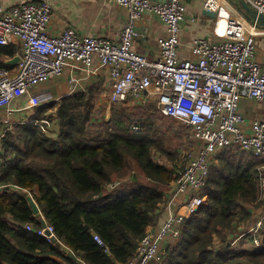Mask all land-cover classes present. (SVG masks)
Here are the masks:
<instances>
[{"label":"trees","instance_id":"obj_1","mask_svg":"<svg viewBox=\"0 0 264 264\" xmlns=\"http://www.w3.org/2000/svg\"><path fill=\"white\" fill-rule=\"evenodd\" d=\"M12 53L0 45V67L11 68L3 58ZM101 84L92 82L51 104L57 106L49 118L54 121H48L53 134L45 132L48 125L34 121L16 124L2 136L0 264H120L133 256L147 227L157 225L163 216L160 203L168 197L173 170L155 162L151 149L164 153L170 162L173 157L153 137L152 125L143 117L127 121L130 115L115 108L110 121L91 119ZM128 101L119 103L127 108ZM45 109L39 108L34 119H42L39 113ZM216 158L218 164L210 167L202 189L207 202L184 221L164 264H264V220L261 245L255 250L232 249L226 239L219 250L212 245L214 233L232 227L237 210L248 217L243 206L257 200V167L264 158L237 147L225 148ZM130 162L137 178L107 189ZM25 190L71 253L36 233L40 223Z\"/></svg>","mask_w":264,"mask_h":264},{"label":"built area","instance_id":"obj_2","mask_svg":"<svg viewBox=\"0 0 264 264\" xmlns=\"http://www.w3.org/2000/svg\"><path fill=\"white\" fill-rule=\"evenodd\" d=\"M244 1L252 9L250 19L222 18L220 37L195 40L191 55L184 59L178 55V32L186 17L182 0H115L127 12L115 41L80 35L71 27L49 34L52 5L46 1H21L10 9L0 5V45L20 42L15 70L0 67V112L9 115L11 102L24 95L27 102L17 110L41 105L40 95L33 94L34 90L65 70L69 71L64 93L67 96L77 88L83 89L84 80L105 68L109 104L126 100L142 104L150 99L163 116L187 124L193 139L200 143L173 173L162 206V223L146 229L133 256L120 264H164L166 249L177 243L184 221L207 202L202 189L219 152L237 147L248 155L264 158V67L257 60L255 42L257 26L264 17V0ZM218 8V0H204L205 10L215 12ZM146 13L157 17L167 30L166 36L156 40V57L133 48L138 35L136 23ZM43 95L46 97V93ZM250 103L259 108L254 106L253 116L247 118L243 109ZM261 171L260 187L264 190V166ZM116 185L111 183L107 189ZM45 223L36 233L52 242L56 235ZM25 228L32 229L29 224ZM93 239L104 246L97 234ZM165 240L168 244L163 245ZM56 242L65 254L71 253L57 237ZM252 242L259 246L257 237Z\"/></svg>","mask_w":264,"mask_h":264},{"label":"crops","instance_id":"obj_3","mask_svg":"<svg viewBox=\"0 0 264 264\" xmlns=\"http://www.w3.org/2000/svg\"><path fill=\"white\" fill-rule=\"evenodd\" d=\"M21 1H46L52 5V16L47 27L48 33L51 35L60 33V31L64 28L71 27L80 35L103 37L115 41L119 37L127 16L125 9L119 6L115 0H0V5L4 9H10L12 6ZM182 1L186 7V17L181 23L178 32V55L182 59L191 55L190 47L195 40L199 38L217 40L220 37V24L222 22V18L232 16L241 17L246 20L250 19L252 15V9L244 0H218L219 8L215 12L213 11L215 13L214 17L208 16L204 12V0ZM240 2H244L248 6L249 10L246 11ZM216 21L218 23H216ZM136 28L138 35L134 38L133 48L137 52L143 53L148 57H156L158 54L156 40L158 37L167 35L166 26L154 15L146 13L138 20ZM257 31L258 34L255 38L256 57L259 63L264 67V26L258 25ZM5 46H7L8 49H11L13 53L12 56H4V63L9 59L18 56L20 52V42L19 40H14L13 43ZM15 65H9L11 68L8 69L15 70ZM74 74L79 75L81 73L75 72ZM68 78L69 71L65 70L61 76L38 87L34 90L33 94L40 95V100L43 99L41 104L46 103L49 99H53V95L56 94L57 96H60L58 91L63 90V84L68 88ZM96 81H102L103 85L109 86V76L105 68L99 69L94 75L84 80L82 82V88ZM45 93L46 97L43 95ZM26 102V95L14 99L10 104L12 112L9 115H6L3 111H1L0 119L6 117L8 118L7 121L15 120L19 123H28L29 121L20 120H26L33 112L31 111L30 113V110L28 109L17 110L19 106L25 105ZM248 105L249 106H245L246 108L243 110L245 116L247 118H251L253 116L252 110L254 109V106L257 108H259V106L254 105L253 103ZM11 122L12 121H10V123ZM198 144L200 145V143ZM182 198L180 200H182ZM161 209L163 211V216L159 218L158 223H160L165 215V208L162 207ZM263 217L264 215L256 220L254 217V223L256 224H252V226L255 227L258 225L260 221L263 220ZM252 226L247 228V230H244V232H241L242 235L239 237L236 235L230 243V248L235 250H250V244L247 243V240L245 239V241L243 237L245 234L251 237L253 236L250 231ZM240 227L241 224L237 229L239 230ZM213 242L214 247L218 248L219 242L216 239H214ZM162 244L166 245L168 244V241L165 240ZM175 245L176 244L174 243L172 245L170 244V247H167L172 248Z\"/></svg>","mask_w":264,"mask_h":264},{"label":"rangeland","instance_id":"obj_4","mask_svg":"<svg viewBox=\"0 0 264 264\" xmlns=\"http://www.w3.org/2000/svg\"><path fill=\"white\" fill-rule=\"evenodd\" d=\"M66 90H67V87L63 84V90L58 91V94L60 96H57L55 94V95H53V99H49L46 103H43V104H41L35 108H27L28 110H30V113H31V111L33 113L26 120L21 119L20 121H29V122L40 121L39 125H41L42 127L44 125H48V129L46 128L45 132H47L50 135L53 134L54 126L52 123L49 124L48 121H54L53 119L49 120V118L54 116V111H55V108L57 106L56 105L52 106L51 104L52 103L53 104L58 103L60 100V97L65 95L64 93ZM107 92H108V86L101 84L100 88L97 90L96 98L93 101V109H92L93 112L90 116L91 119L93 121H100V122L110 121V119L112 117V113L114 112L115 108H118L120 111H125V113H123V115H130V117L127 118L128 119L127 121H134L133 117H134V119L139 118V117H143L144 120L146 119L145 121H147L148 123H151V125H152L150 131L152 132L153 137L155 139H157L162 144L163 148L166 151H168L170 156L173 157V161L170 162V160L167 159L168 157H166V155L164 153H162V152L160 153L155 148H152L151 149V157L155 162H157L159 164H165L168 168H171L173 170V173H174L184 165L186 157L188 156L189 152L195 151L198 149L199 144L193 139L190 127L187 124L182 123L176 119H171V118L164 117V116L160 115L159 112L157 111V109L155 108V106L153 105V101H151L150 99H147V101L145 103H142V104L136 103L134 101H130V102L128 101L125 104V106L127 108H124L121 106V104H120L121 102L116 103V104H109V101L107 99V97H108ZM41 107L42 108L47 107V109H45L41 113H39L41 118L42 117L43 118L40 120L34 119V116L36 115L38 109ZM143 114H146V115L143 116ZM3 117H5V116H3ZM7 119L8 118H6V117L0 119V143H1L2 136L7 131L11 130L12 126H14L16 124H21L19 122H16L15 120L14 121L10 120V121H12L10 123V121L9 120L7 121ZM9 119H11V118H9ZM151 121H153V122H151ZM217 164H218V160L215 157L211 166L217 165ZM129 165L130 166L128 168L124 169L122 172L115 175L114 180L111 183H117V185L118 184H122V185L125 184L126 185L130 181H132L134 178H137L136 177L137 172H136L134 163L130 162ZM263 166H264V162H263V165H261V166L259 165L257 167V170H258L257 200L252 202V203H245L243 206V207H245V209L249 213L248 217L244 218V216L239 212V210H237L238 211L237 215L231 224L232 227L221 230L219 233H214L212 236V245L214 243L213 242L214 239H216L219 242V245L222 244L224 239L232 242V240L236 237V235H237V237H239L240 235H242L241 232H244V230H247V228L252 226V224H254V225L256 224V223H254V217L256 220L259 217H261L262 215H264V190H262L260 187V184H262V182H263L261 180V178H262V176H261L262 171L261 170H263ZM171 182H172V180H171ZM111 183H109V184H111ZM25 193H26V196L27 195L31 196V194L28 192V190H25ZM166 198L164 199V201L162 203H160L161 208H162L163 203L165 202ZM36 205H37V203H36ZM37 207H38V205H37ZM35 217L37 220H40L41 219L40 217H42L41 211H40V214H37ZM262 219L264 220V217ZM263 220L260 221L259 226L256 225L255 227L254 226L251 227L250 231L253 234L252 237L248 236L246 234L243 237L244 240L246 239L247 243L250 244L249 245L250 250H255V249L259 248L261 245L262 235H261L260 229H261V225H262ZM161 223H162V221L160 223H158L157 225H159ZM240 224H241V227L238 230L237 228ZM157 225H150L147 227V229L151 228V227H156ZM255 237H257L260 241L258 247H255L253 245V242H252L253 238H255ZM219 245H218V248H219ZM218 248L216 247L215 249H218ZM169 249L170 248L166 249V253Z\"/></svg>","mask_w":264,"mask_h":264},{"label":"water","instance_id":"obj_5","mask_svg":"<svg viewBox=\"0 0 264 264\" xmlns=\"http://www.w3.org/2000/svg\"><path fill=\"white\" fill-rule=\"evenodd\" d=\"M161 1H164V0H161ZM240 4L244 7V9L246 11L249 10L248 6L244 3V2H240ZM208 16H211V17H214L215 16V13L213 12H210V11H207L205 10L204 11ZM260 25H263L264 26V17L261 18V21H260ZM19 60V56H15L7 61H5L6 64H9V65H15ZM43 99H41L42 101ZM26 200H27V203L29 204L30 208H31V212H32V215L33 216H36L37 214H40V210L39 208L37 207L36 205V202L34 201V199H32L31 196L27 195L26 196ZM201 209V207L199 209H197V211H199ZM196 211V212H197ZM40 225L42 227H45L46 226V223H45V220L43 218L40 219ZM49 234V233H47ZM52 242H56V237L55 236H52Z\"/></svg>","mask_w":264,"mask_h":264}]
</instances>
